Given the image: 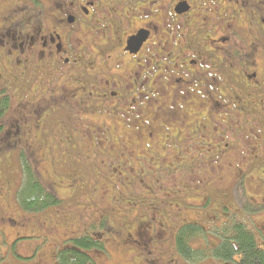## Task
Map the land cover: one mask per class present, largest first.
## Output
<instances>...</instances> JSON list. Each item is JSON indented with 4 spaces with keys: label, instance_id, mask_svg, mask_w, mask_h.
I'll use <instances>...</instances> for the list:
<instances>
[{
    "label": "rangeland",
    "instance_id": "1",
    "mask_svg": "<svg viewBox=\"0 0 264 264\" xmlns=\"http://www.w3.org/2000/svg\"><path fill=\"white\" fill-rule=\"evenodd\" d=\"M42 1L47 9L53 8L55 0ZM96 1L102 6L108 4ZM228 5H222V13ZM251 6H234L241 13L238 18L248 17L246 9ZM106 10L111 12L109 6ZM25 11L26 0H0V23L4 19L17 23ZM96 12L100 15L102 11ZM37 22L38 18L31 16L23 30ZM98 23H90L78 32L83 41L79 55L88 52L90 60L94 59L93 69L82 60L67 65L61 74L42 63L29 62V67H36L30 73L26 70L28 64L14 68L16 75L26 71L25 83L32 85L29 96L21 86L15 91L19 101L23 96L33 103L26 105L34 118L31 121L39 125L35 133L37 147L29 157L61 203L41 212L24 210L18 201L23 172L17 153L10 149L14 144L0 148V264H56L57 250L68 239L85 233L100 237L106 246V251L88 252L91 264H227L213 257L187 261L177 251L176 233L186 223L200 225L205 232L195 239L194 247L211 254L210 248L220 241L217 231L232 216L245 220L258 246L264 249V104L253 92L240 100L237 94L243 93L242 89H229L226 80L207 87L211 73H227L218 70L221 56L246 68L242 63L248 57V43L264 51V40L255 41L253 32L237 21L226 29L223 35L228 39L217 45L219 51L212 48L214 44L207 48L210 55L204 53L205 64L201 66L204 74L191 78L178 68L171 71V81L161 77L153 83L151 79L145 81V85L149 82V88H144L149 95L140 94L138 106L131 103L136 92L126 95H130L126 103L112 100L102 104L99 95L105 91L97 86L96 78L123 82L121 77L130 76L124 74L125 70L150 74L155 66L161 74L168 53L158 61L149 55L153 59L150 62L143 52L139 60L130 59L124 70L117 68V63H109L108 68L106 52L112 54L111 61H117L115 57L122 52L110 48L100 32L89 33L98 29ZM250 28L256 32L254 24ZM259 29L264 31V25ZM163 30L168 34L171 27ZM156 48L150 52L154 54ZM255 57L263 73L261 52ZM80 65L81 69L74 72L72 68ZM180 78L187 79L189 93H179L184 90L175 85ZM259 96L264 98V91ZM244 103L251 113L247 118ZM37 104L51 113H41V122L35 120L33 110ZM6 117L9 114L1 119Z\"/></svg>",
    "mask_w": 264,
    "mask_h": 264
},
{
    "label": "flooded vegetation",
    "instance_id": "2",
    "mask_svg": "<svg viewBox=\"0 0 264 264\" xmlns=\"http://www.w3.org/2000/svg\"><path fill=\"white\" fill-rule=\"evenodd\" d=\"M102 1H106L108 4L102 6V2L97 3L96 0H55L52 3L53 8L47 9L42 0H26V11L23 13L21 20L12 23L11 20L4 19L0 23V49H3L0 52V119L9 114V117L0 120V148L9 147L13 143L14 145L10 146V149L17 153L19 161L21 153L29 154L31 150L37 147L35 133L39 125L36 121L34 123L31 121L33 117L29 116V108L26 105L33 103L24 99L23 96L19 101L17 98L19 93L15 91L19 90L18 88L21 86L20 89H24L25 95L29 96V88L32 85L25 83L26 71H20L16 75L13 72L14 68H24L28 64L26 70L29 69L30 73V70L35 72L36 67L34 69L31 66L29 67V62L30 64L42 63L43 66L51 65L58 74H61L67 65L82 60L84 65L93 69L94 59L90 60L89 53L85 52L84 56L79 55L83 41L80 39L78 32L87 29L90 23L99 22V27L97 26L98 29L95 32L89 33L97 34L100 32L101 36L108 40L110 48L114 46L122 52L115 57V59L118 58L117 61H111L112 54L106 52L105 64L108 68L109 63H117L119 64L117 68L124 70L129 65L130 59L139 60L143 52L145 58L150 62H153V59L148 57L149 55L155 56L158 61L165 53H168V55H165L168 62H165L162 66L161 74L157 72L158 69L155 66L150 74L144 71L139 74L133 72L135 74L133 79H130V77H133L134 74L125 70L124 74L128 73L130 76L128 78L121 77L120 80L123 82L117 79L108 81L107 78H104V80L96 78L97 86L103 87L105 91L104 94L99 95V101L102 104L112 100H117L118 104L126 103L130 96L126 98V95L136 92V98L133 97L131 103L138 106L142 100L141 98L138 99L139 95H149L144 89L145 86L149 88L147 85L149 82L145 85V81L151 79L153 83L158 77L165 78L166 82L171 81V71L175 72L178 68L181 74L191 76V78L204 74L206 71L202 70L201 66L205 64L204 53L210 55L207 48L214 44L216 46L212 45V48L219 51L217 45L228 39L223 34L226 29H231L237 24V21L244 23L248 27V31L253 32L252 35L255 36V41L264 40V31L259 29V25H264V0ZM226 3L229 4V8L224 9L222 13V5ZM107 6L111 8V12L109 10L103 11ZM234 6L242 8L251 6V9H246L248 10V17L238 18L241 13L236 12ZM97 10L102 11L100 15L96 12ZM31 16L33 18L37 17L38 22L29 24L27 31L23 30L25 22ZM217 22H219V25H217ZM223 22L226 24L223 25ZM253 24L257 27L256 32L250 28ZM167 27H171V30L168 34H164L163 29L166 30ZM126 28L132 29L126 30ZM164 35L169 36V38H164ZM243 38L245 39L244 36ZM131 40H138V45L131 43ZM248 46L249 50H245L248 55L247 60L242 63L246 65V68L240 67L239 63H234L225 56H221L218 62V70L227 73L223 75L224 77L221 74L211 73L207 87L215 85L214 82L225 83L226 80L229 89L238 91V88H241L242 92L247 94L238 93L237 97L240 100L247 98L249 92H253L258 101L264 104V98L259 96V93L264 91V72H259L258 60L255 57V54L261 52V58L264 60V51L255 44L252 46L248 43ZM155 47L158 51L152 54L150 51ZM14 52H18L19 55L14 57ZM126 54L129 56L127 60L125 59ZM15 62H17V66ZM170 63L174 64L173 67ZM140 67L143 68L144 66L140 65ZM72 69L74 72H78L81 65ZM235 69L237 72L231 71ZM155 71L157 75L152 77ZM40 73L43 74L44 71ZM92 76H95V74ZM135 77L138 79L137 82L141 85L140 87L136 83ZM9 79L11 80L9 81ZM68 80H70V77L66 79V81ZM186 81V78L175 81V85H180L184 89L179 92L180 94L189 93L186 89ZM160 88L164 89L165 84L161 83ZM143 89L146 94L142 92ZM62 91H65V89L62 88ZM90 95L93 96L92 91H90ZM45 100L47 101V99ZM65 100H68V98H65ZM13 102H15L14 107L12 106ZM243 107L247 118L251 115L250 110L246 103ZM33 111L37 114L35 120L38 122L43 121L41 113L51 115L40 104H37ZM135 113H137V110H134ZM55 114L56 111H53L52 115ZM127 114L129 115V113ZM33 128L36 129L33 130ZM148 134L150 138L153 137L151 132ZM100 143H103V140H100Z\"/></svg>",
    "mask_w": 264,
    "mask_h": 264
},
{
    "label": "trees",
    "instance_id": "3",
    "mask_svg": "<svg viewBox=\"0 0 264 264\" xmlns=\"http://www.w3.org/2000/svg\"><path fill=\"white\" fill-rule=\"evenodd\" d=\"M20 164L23 181L18 191L19 205L29 212H41L59 205V196L41 179L29 154H20ZM250 222L253 223L252 219ZM202 232L205 231L196 223H186L178 229L177 251L187 261L213 257L227 264H264V249L258 246L252 229L244 219L232 216L221 225L217 231L220 241L210 248L211 254L202 247H194L195 239ZM91 250L106 251L104 240L90 233L72 237L63 248L57 250L56 264H91L92 258L88 253Z\"/></svg>",
    "mask_w": 264,
    "mask_h": 264
}]
</instances>
